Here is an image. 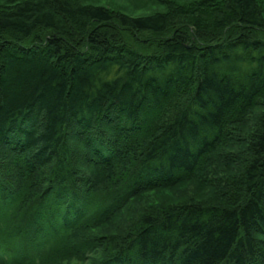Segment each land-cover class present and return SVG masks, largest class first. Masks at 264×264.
Listing matches in <instances>:
<instances>
[{
    "label": "trees",
    "instance_id": "16d2710c",
    "mask_svg": "<svg viewBox=\"0 0 264 264\" xmlns=\"http://www.w3.org/2000/svg\"><path fill=\"white\" fill-rule=\"evenodd\" d=\"M151 1L0 6V264L264 256V0Z\"/></svg>",
    "mask_w": 264,
    "mask_h": 264
},
{
    "label": "rangeland",
    "instance_id": "374dc122",
    "mask_svg": "<svg viewBox=\"0 0 264 264\" xmlns=\"http://www.w3.org/2000/svg\"><path fill=\"white\" fill-rule=\"evenodd\" d=\"M13 1L15 0H0V6H7L9 4H13ZM81 2L84 3H94V4H101L106 6L109 9H112L114 12L117 13H124V14H128L130 16H144L150 13H154L157 11H163L166 9L164 4H160L151 0H80ZM171 1H176L179 4L182 5H191L193 3H195L196 0H171ZM192 6V5H191ZM168 104L174 103V100L172 101H168ZM174 104V108H175ZM155 111L153 109H151V112ZM145 114V111H143ZM157 113H160L164 119L165 115H169L171 110L169 107H167L166 105H162V107L160 109H158V111H156ZM143 114V115H144ZM109 121L110 118L107 117L106 118ZM104 125L107 126V122L104 123ZM237 128V126H235V129ZM70 134L72 135L71 137V144H72V149L74 151V153H76L74 155V159L77 163H80L77 165L78 170L77 171H82L84 174L87 173V171L85 170V165L82 166V162L83 164L87 161L86 159L88 158H92L93 156L90 154L92 152V147L91 149H87L84 146L80 145V139L83 137V135L80 132H77L76 130H72L70 131ZM231 136L237 137L239 134L238 132L235 131H230ZM0 152H1V148H0ZM14 153V152H13ZM12 153V155H13ZM3 158V156H0V160ZM82 161V162H81ZM214 162V161H213ZM204 168V167H203ZM45 172H43L44 175ZM80 173V172H79ZM197 174H200V176L203 177V180L208 179V177L206 178L204 171L202 172V168L199 169L197 171ZM13 181H15V178H12ZM209 179H211L209 177ZM185 183V182H184ZM198 188V187H197ZM195 187L194 184L192 183H185L184 185H181V188L179 189L178 192L174 193L172 198L169 196L170 192L164 191L162 194H157L158 192H151L148 195H144L142 198H144V201L146 202H158L160 203L161 201H163L165 198L166 199H170L172 201H176V204H181V202H185L187 203L190 199L187 198L188 197H192L195 198L196 196H200L202 194H200V191L197 193V189ZM200 190V189H199ZM179 192H183V193H179ZM177 193H179L178 195H176ZM175 195V198H174ZM151 198H148V197ZM146 198V199H145ZM131 218V217H130ZM8 220L9 218L5 219V224L8 225ZM100 232V231H99ZM262 253L264 254V247L262 248ZM258 257V256H257ZM258 259V264H264V256H261L257 258ZM90 261H86L83 264H89ZM23 264V262H21Z\"/></svg>",
    "mask_w": 264,
    "mask_h": 264
}]
</instances>
